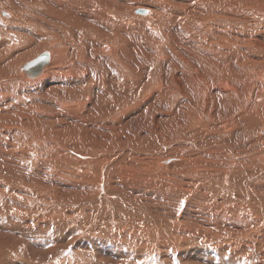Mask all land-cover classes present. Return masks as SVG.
<instances>
[{
    "label": "rangeland",
    "instance_id": "1",
    "mask_svg": "<svg viewBox=\"0 0 264 264\" xmlns=\"http://www.w3.org/2000/svg\"><path fill=\"white\" fill-rule=\"evenodd\" d=\"M123 1L127 7L134 4L149 10L139 31L127 35V44L132 48L125 63L132 65V87L126 89L119 83L109 89L95 70L89 75L103 85L99 84L102 102L98 104L108 109L104 113L97 110L96 102H88L90 92L86 90L87 94L77 102L64 100V111L60 110L63 115L71 110L78 116L89 113L86 108L90 106L104 120H113V128L98 124L96 132L86 137L72 133L75 136L67 140L54 138L50 132L55 128L50 126L39 127L32 122L24 128V119H16L19 111L21 116L31 117L33 109L28 107L37 102L45 88L37 81H20L21 66L14 69V63L0 62V264H264V205H255L249 190L253 180L264 179V162L258 167L259 162L251 160L256 158L252 151L242 152L244 145L254 144L252 138L259 135V129H264V0L190 1L196 12L192 26L197 47L194 51L184 47L186 53L194 54L189 59L197 63L195 55L220 48L227 49L231 57L225 89L222 86V93L215 92V99L206 93L222 84L220 73H215L214 79L213 75L207 76L211 78L205 79L210 80L206 91L198 87L188 91L179 73L185 64L170 51L172 42L163 40L166 35L161 28L166 26L163 22H169L173 0ZM15 3L27 6L29 11L22 12L18 5L5 8L17 19L13 16L5 22L6 17L0 14V24L3 22L6 30L13 27L16 32L12 29L14 34L4 33L0 45L7 48V54L21 48L22 57L27 58L30 51L40 47L37 41L24 39L23 35L38 26L34 10L39 12L41 7L28 0H0L3 6ZM239 7L241 11L237 10ZM42 11L45 10L41 8ZM127 17L133 19L128 13ZM187 23L178 20L175 26L185 31ZM177 37L182 39L183 34ZM54 41L44 50L55 54ZM91 41L87 43L91 45ZM74 44L72 39L59 44L61 54L72 63L81 58L77 56L78 45ZM150 49V57L141 55V51ZM174 65L178 66L176 73ZM109 66L102 63L103 69L98 70L110 73ZM140 69L142 72L137 75L135 72ZM205 73L200 70L193 75L198 78ZM65 78L80 84L85 76ZM112 90L118 100L113 99ZM75 106L83 110L77 111ZM72 113L67 117H74ZM239 114L244 116L242 123ZM247 118L249 121L245 122ZM255 127L259 129L254 131ZM79 129L78 126L74 131ZM260 141L264 156V138ZM44 142H49V150L44 148ZM52 151L61 155L47 159L44 152ZM235 159L248 160L245 170L230 164ZM54 161L57 165L49 166ZM227 169L230 183H223L221 176ZM251 171L255 174L247 176ZM13 208L16 212L10 213Z\"/></svg>",
    "mask_w": 264,
    "mask_h": 264
},
{
    "label": "bare ground",
    "instance_id": "2",
    "mask_svg": "<svg viewBox=\"0 0 264 264\" xmlns=\"http://www.w3.org/2000/svg\"><path fill=\"white\" fill-rule=\"evenodd\" d=\"M28 1L29 2L31 1V2L35 3L37 8L41 7L43 10H45V11H42V12H41V8L39 9L40 10L39 12H37L38 10H34L35 15L36 14L38 15L37 16L38 17V19H37L38 22H36V24H35L36 26L37 25L38 26L35 28V30L32 29L33 27L29 28L30 31L27 30L28 33L23 35L24 39H29V40H32V41L34 40L33 42L37 41L36 44L40 48H39L38 51H35V52L30 51L27 54V56L28 55L29 56L27 58H25V57H22V54H21L22 50L18 46H17V48H19V49H17L16 51L14 49V52H11V53L7 54L5 52L7 50V48L6 49L5 48L2 49V46L0 45V62L2 63L3 60L4 61L7 60L6 61V63H7L6 65H8L9 62H11V63H14L12 68L19 69V67L23 65L22 61H24L26 59L31 60L32 58H34L36 56V54L38 55L39 52H41V51L44 52L45 51L44 50L45 47H48L49 43L51 44L50 41L56 40L57 44L55 43L56 46L53 48L55 54H53V52H50L49 50H46V52H48L49 55H50V62H49V64L47 66H45L42 74L39 77H37L36 79H32L31 80V81L39 82V84L42 85L43 88H45V89H43L45 91L43 93L40 91L42 94L39 97L37 96L38 97L37 102L34 103V101H33L34 104L30 105L28 107V108L31 107V110L33 109V115H31V117H25V116H23L24 114L21 116V111H19L20 112V116L19 117L17 116L18 118H16V119H24L23 121L21 120V124L23 125L24 128L30 127L32 122H35L36 126H39V127L46 125V126L52 127L53 129L55 128L54 130H52V132H50V134L54 138H56L57 140H62L63 138H65L67 140L69 138H72V137L75 136V135H71L72 133H75V134H79L80 133L81 135H77V136L86 137L87 135L96 132V129L99 128V127L97 128L98 124H102V125L106 126L107 128H113L114 125H115V122L113 120H110V121L109 120H107V121L104 120L102 115L97 112V110H100L101 113H104V111L107 110L108 108L102 107L104 105H102L100 107L101 104L100 103L98 104V102H102V101H99L101 96L98 93L99 90H102L99 87L102 84L99 83L100 84L99 85L97 83V81H96L97 79L94 80V75H92V77H91L89 75V72H91V74H92V72L94 73V71L96 70L100 74L99 77L104 79V81L106 82V85L110 87L109 89H112L113 87H116V85L120 86L119 83H123V85H124V87L126 89H128L130 87L131 81L133 80L131 78V75H132L131 66L132 65L131 66L129 65L130 67L127 66L126 63H125V60L127 58V52L129 53V51H131L132 47L129 44H127L128 37H129L127 35H130L131 32H135V31L138 32L139 31V28L144 23L142 21L148 17V12H149L148 8L146 6L135 7L137 5H134V4L132 6H130V7H127L123 0H63V1L61 0V2H59V3H57L56 0H28ZM190 1H192V0H173L172 2H170L173 5L172 6L170 4L171 7L173 8V12H172V15L168 19L169 22H163V23H166L165 28L164 27L161 28L163 33L166 35L165 36L166 38H163V40L165 41L168 38V40L172 42L170 47H169L170 51L173 53V55L175 54L177 57L180 56L181 60L185 64L186 68H184V66H183V69L180 70L179 73L181 75V78L185 80L186 86H188V91L192 92V91H194V89L196 87H198V89H200L202 91H206L205 88L208 86V84H210V82H209L210 80L208 82L207 81L205 82V79L206 78H211V77H207V76L213 75V79H214V77H216L215 73H217V72L220 73L221 77H220L219 80H222V81H220V82H222V84L219 85V86L217 85L216 87H212L211 90H207L208 94L206 93V96L210 95L209 98H214L215 99L217 97L215 92H218V93H222L223 92L221 87L225 84V81H226L225 79L227 78L226 76H227L228 65H229V64L227 65V63H228V60H231L230 59L231 57H230V55L228 53L229 51L226 52L227 49H226V51H223L222 48H220V50H218V51L216 50V51H214L212 53L204 52V54H203V53L200 52V54L195 55L197 57V63L192 61L191 59H189V55H194V54H191V52L186 53L185 50H184V47L185 48L189 47V49L191 51H194V47H197V46H195V41H194V36H195L196 31L193 29V26H192V23H193L192 21H194L196 19V12L194 11L193 7L190 5V3H191ZM219 1H222V0H219ZM200 2H201V0H200ZM15 5H18V7L20 8V10L22 12H24L23 9H26V10L29 11V9H27L28 7L27 6L25 7L23 4L15 3V4H4V6L0 5V14H2V17H4V18L6 17L7 18V19L5 18V22H6V20H9V19L13 18V16L16 18V16L14 15L15 14L14 12H13L14 14L11 15L10 14L11 11L9 12V11L6 10V9H10V7H14ZM31 5H33V4H31ZM221 5L224 6L223 3H221ZM131 8H132V10H131ZM239 8L237 10L241 11V8L240 9ZM242 8H245V7L243 6ZM15 11H16V9H15ZM19 13H17V14H19ZM25 13H27V11H25ZM127 13H128L129 16L132 15L133 19H129L127 17ZM137 16H142V17H137ZM46 18H48L49 20H47ZM45 19H46V21H45ZM37 20H35V21H37ZM178 20L179 21L188 22L187 24H185V31L186 32L182 31L181 28H177L175 26V22L178 21ZM20 21H22V20H20ZM30 22H31V20H30ZM13 23L14 22H12V24ZM2 24H3V22H2ZM2 24H0V26ZM242 24H243V22H242ZM8 26H9V24H8ZM6 28H8V27H6ZM12 29L14 30L13 27H12ZM12 29L9 28L8 30H6L3 27V25L0 27V43H1V39L4 37L3 35H5V34L6 35L7 34H11V35L14 34ZM15 29H17V28H15ZM147 29H149V28H147ZM167 29H169V33L166 32ZM216 29H218V28H216ZM219 29H220V31H222L221 28H219ZM17 31H18L17 33H20L18 29H17ZM180 33L183 34V37H181L182 39L177 37ZM222 33H224V32L222 31ZM48 35L50 36V39H46L45 38V36H48ZM214 35L215 34H213V36ZM17 36H19V35H17ZM224 36H225V33H224ZM236 37H238V36H236ZM9 38H11L10 35H9ZM39 38H40V40H39ZM70 39H72V41L76 43L74 45H78L77 56L80 55L81 58H79V61H77L76 63H72V60H69V58H67L66 55L61 54V49H60L59 44H62V43L63 44H67V42H69ZM90 39H92V41H93V43L91 45H89L87 43V42H90ZM66 40H68V41H66ZM97 40H99L100 42L97 43ZM181 40H183L182 43H181ZM212 40H211V42H212ZM214 40H215V38H214ZM184 41L187 42V43H184ZM205 41H207L206 38H205ZM220 42H221V40H220ZM139 43H140V41H139ZM233 43H236V41L233 42ZM262 43H264V41ZM148 45H150V44H148ZM217 45L219 46V44H217ZM42 47H44V48L41 49ZM150 47H152V46L150 45ZM215 47H216V45H215ZM30 49H32V48H30ZM152 52H153V49H150L148 52H146V51L142 52L141 51V53H142L141 55L146 56V57H150L152 55ZM240 52H242V51H240ZM245 52L248 53L247 50H245ZM31 53L32 54L35 53V54L32 55ZM74 53H75V51H74ZM181 53H183V55ZM54 55H56V56L53 58ZM184 55L187 56L186 58H188V60L185 58ZM231 55H233V54H231ZM236 56H239V55H236ZM240 57H242V56H240ZM88 58L90 60V61L88 60L89 62L86 61ZM170 58H169V60H170ZM237 58H236V60L238 61L239 58L238 59ZM233 60H235V59H233ZM20 62H22V63H20ZM102 63H105L106 65H110L109 66L111 68V72L109 71L110 73H108L107 71H104L105 69L103 71H99L98 70L101 67ZM145 63H146V65H149V64H147V63H149L148 61H146ZM232 63H234V62H232ZM94 64H96V65H94ZM235 64H237V63H235ZM4 66H5V64H4ZM138 68H137V70H138ZM140 68H142V67H140ZM177 69H178V66L174 65V71L173 72L176 73ZM200 70L203 73L206 72L205 75L204 76H198V78L195 77L193 75V73H197L198 74ZM20 71H21V67H20ZM140 71H141V69L139 71L135 72V73L138 75L139 74L138 72H140ZM235 71L236 72L238 71L237 67H236ZM235 71H233V72H235ZM239 71H240V69H239ZM20 73H19L20 77H18L19 79H21L20 81H23V82L30 81V79H27V78L23 77L22 72H20ZM12 74H13V72H12ZM197 74H195V75H197ZM74 75H79L81 77L85 76V78L82 79V81H80L81 82L80 84H78L79 82L78 83L77 82H73L72 79L65 80L66 76L73 77ZM7 76H10V75H2L1 77L3 78V77H7ZM142 76H143V74H142ZM142 76H141V78H142ZM228 76H229V73H228ZM86 77H87V79H86ZM99 77H97V78H99ZM10 78L12 79V77H10ZM101 78H99V81H100ZM142 79H144V77ZM177 79H178V83H180L181 80L179 78H177ZM143 81L144 80H142V83H143ZM174 82H176V81H174ZM18 83H19V81H18ZM101 83H102V81H101ZM144 83H145V81H144ZM118 86H117V88H118ZM131 87H132V85H131ZM223 88H224V86H223ZM86 90H88L90 92V99L88 98V102H91V103L96 102V105L99 106V108L97 110L94 109V108H93L94 109L93 110L92 107H90V106L87 107L86 106L87 107L86 109H87V111L89 113L83 112L84 113L83 115L80 113L78 116H75L76 113H74L72 111L74 113V115H72V116H74V117H67L70 113H72L71 110L68 111L67 107H65V109H67L66 111L70 112V113H68V112L64 113V114H67V116L63 115V113L60 112V110L64 109L63 108V101L64 100L67 99V101L77 102L78 98H80L81 96H85V94H87ZM121 90H123V89H120L118 91H121ZM162 90H164V89H162ZM193 93H195V92H193ZM159 94H160V92H159ZM112 95L114 96L113 97L114 100H118L119 99V96L116 94L115 90H112ZM32 97H34V96H32ZM218 98H220V97H218ZM221 98H223V97H221ZM35 99H36V97H35ZM89 100H91V101H89ZM78 103H80V102H78ZM66 104H68V103H66ZM74 104H72V105H74ZM103 104H106V103H104V100H103ZM70 105H71V103H70ZM79 105H82V104L80 103ZM79 105H77V107ZM251 107H252V105H251ZM259 107H260V104H259ZM68 108H71V107H68ZM73 108H72V110H73ZM75 108H76V106H75ZM244 108H246V106ZM248 108H250V107H248ZM79 109L80 108H78V109L76 108L77 111ZM253 109H256V108H253ZM80 110H83V109H80ZM29 111H30V109H29ZM90 111H94V112H90ZM249 111H247V112H249ZM251 111H252V109H251ZM255 111H252V112H255ZM148 112H150V111H148ZM150 113H152V112H150ZM257 113H258V111H257ZM241 114H239V115H241ZM246 115H245V117H246ZM259 115L261 116V113ZM117 116H119V115H117ZM152 116H153V113H152ZM250 117H251V115H250ZM29 118H32L31 119L32 121H30ZM69 118H71V119L69 120ZM243 119H244V116L241 115V123L244 122V121H242ZM8 120H9L8 118L5 119L6 122ZM247 120H248V118L245 120V122H247ZM250 120H252V118H250ZM258 121H260V120L258 119ZM261 121H263V120H261ZM262 123H260V124H262ZM1 124H3V123H1ZM263 125H264V123H263ZM263 125H260V126L258 125V126L261 128V126H263ZM78 126L80 127L79 132L74 131ZM4 127H5V125H4ZM72 127H73V131H69V129L72 128ZM259 127H255V128H253V130L257 131L259 129ZM7 128H8V125H7ZM45 128H47V127H45ZM263 130L264 129H262L260 131V129H259V131H258L259 133L258 134L260 136L263 135L262 134ZM46 131H48V130H46ZM103 131H102V133L105 132V131L104 132ZM226 131H227V129H226ZM247 132H248V130H247ZM39 133H40V131H39ZM254 135H256V134H254ZM259 135H256V136L259 137ZM12 136L14 137L13 134H12ZM38 136H39V134H38ZM256 136L254 138H252V141L254 142V144H252V145L251 144L250 145H244L242 147V152H250V151H252L253 155L256 158H252L251 160L252 161H258L259 163L256 164V165L259 167V166H261L260 163L264 162V156H262V154L260 153V151H262L261 149L263 148L260 139H262L264 137L261 136V137L257 138ZM255 138H257V139H255ZM90 139L91 138L84 139L83 141H85V140L88 141ZM43 144H44V148L46 150L50 149L49 142H44ZM44 154H45L47 159L51 158V157H56L57 155H61V153H54L53 151L50 152V153L44 152ZM232 154L233 153L230 154V157H232ZM220 157H223V156H217V158H220ZM123 158H121V159H123ZM175 158L177 159V157H175ZM167 161H169V159H167L166 162ZM54 162H50L49 166L50 165H57V162H55V163ZM122 162L124 163V161H122ZM131 162H133V161H131ZM247 162H248V160H236V159L235 160H230V164L232 166L233 165H237L239 167L242 166V170H245ZM133 163L131 165L128 164V166H133ZM119 164H121V163H119ZM97 165H98V162H97ZM124 168H125V166H124ZM107 171H109V170H107ZM129 171H130V169H129ZM126 172H128V171H126ZM135 173H136V169H135ZM229 173H230V169H227V170H225V172H223V175L221 176V178H222L221 180H222L223 183H230V182H227V177H228V175L230 176ZM251 173L252 174H249L247 176L255 174L252 171H251ZM243 175L246 177V174H243ZM251 180H253V179H251ZM33 181H35V180H33ZM262 181H264L263 178H257L255 180H253L252 183L249 185V190H250V195L252 197V200H253L255 205H259V206L260 205H264V184L262 183ZM6 208H8V206L4 207V209H6ZM11 212H16L15 208H13L10 211V213ZM4 215H6V214H1V217L4 216Z\"/></svg>",
    "mask_w": 264,
    "mask_h": 264
},
{
    "label": "water",
    "instance_id": "3",
    "mask_svg": "<svg viewBox=\"0 0 264 264\" xmlns=\"http://www.w3.org/2000/svg\"><path fill=\"white\" fill-rule=\"evenodd\" d=\"M50 62V55L48 52L44 51L36 55L31 60L23 63L21 66V72L24 78L27 79H36L39 77L45 66ZM264 133V130L262 131Z\"/></svg>",
    "mask_w": 264,
    "mask_h": 264
}]
</instances>
